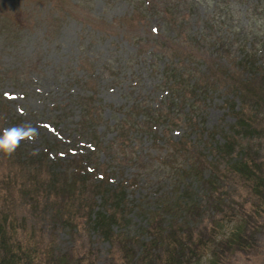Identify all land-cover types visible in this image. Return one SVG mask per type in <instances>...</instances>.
Here are the masks:
<instances>
[{
	"label": "trees",
	"instance_id": "obj_1",
	"mask_svg": "<svg viewBox=\"0 0 264 264\" xmlns=\"http://www.w3.org/2000/svg\"><path fill=\"white\" fill-rule=\"evenodd\" d=\"M156 1L160 0H154L146 7L143 0L141 5L134 6L132 16H135L138 10L145 9L146 12L154 11L153 15L160 17L164 11L161 4L156 6ZM167 2V9L173 10L176 15L175 22L177 18H181V21L179 28L174 30L172 27L173 36L170 40H175L177 45L173 47L169 44L166 49L169 53L165 51L157 55L158 60L162 59L160 64L158 60L154 64L151 62L154 69L159 65L157 73H160L161 81L156 85L159 92L156 100L162 101L163 104L160 107H152L150 104L133 107V126L127 127L131 121L128 117L122 118L124 124L112 128L118 130L115 141L126 138L129 133L151 136L154 140L146 155L151 154V149L159 151L155 158L164 168L163 173H167L166 176H158V183L162 184L158 190L163 189L164 185L167 190L154 200L155 209L148 212L142 204L134 205V208L137 207L138 212L147 218V237L140 240L142 252L138 259L126 264H147L151 261L154 264H222V256H227L230 261L237 252L258 246L254 236L264 224L258 223L254 212L264 211V134L259 133L263 136L260 148L250 147L242 141H234L235 136L227 135V130L219 133L226 140L225 143H221L219 138L214 141L216 130L211 132L206 128L204 120L207 110L199 98L202 95L211 96L218 91V86L224 91L231 85L225 93L233 92L242 99L240 110H235L234 100L228 99L231 102L229 107H232L231 111L237 118L235 126L243 131L240 132L243 136L254 137L257 130H250L252 122L264 119V7L260 18L257 19L250 12L252 6H247V11L250 12L248 24L256 21L257 27L253 35L250 32L245 34L240 47L236 49L240 52L238 65L241 69L231 70L232 72L226 70L223 78L220 75L223 70L220 62L211 61L207 70L197 76L192 67L188 68L184 60L182 61L187 58L190 62H197L193 53L183 49V44L194 46L198 45L196 40L201 41L194 37L191 38L192 42L188 41L192 35L190 25H187V17L193 14L197 0ZM218 4L216 9L221 8V2ZM257 4L264 6V0L253 2V5ZM186 7L187 13L183 14L182 11ZM84 23L87 24L88 21ZM218 24L220 27L214 32H217L215 37L218 35L221 40L214 37L211 44L223 49V54L217 55H233L234 51H230L225 43H231V38L226 36L229 30L223 34L224 26L221 27L223 24L220 22ZM211 37L212 34L206 39ZM150 39L158 40L153 37ZM159 41L164 49L165 43ZM234 59L238 58L234 56ZM256 70L260 72L257 79L256 76H248ZM74 81L78 80L74 77ZM238 84L239 89L234 88L233 85ZM91 96L75 98L80 112L77 114L78 120L74 122V130L80 141L92 145L93 148L88 153L73 155L67 160L60 157L49 160L48 152L52 149L59 153L65 150V153L61 154H70V148L76 146L62 147L46 139L44 141L50 144L47 143L45 152L39 155L28 154L23 142H19L12 152L0 151V167L9 170V174L4 175L8 179L0 181V264H40V257L50 259L49 264L95 263L87 262L75 254H56L54 245L57 235L46 244L44 237L38 235L44 228L40 230L37 224L30 225L25 217L17 218L15 212L23 205L36 222L43 220L44 225L48 222L50 231L65 226L80 229L81 223L78 224L77 220L83 218L87 231L95 230L111 241L110 255L113 257V263L119 264L121 261L117 250L123 243H120V239L125 235L123 228L128 227L130 223L125 203L128 199L126 189L135 184L131 181L125 184L126 180H123L122 185L119 183L114 186L112 179L116 175L111 172L116 170L113 166L107 164L109 170H103L104 164L96 163L95 149L98 146L103 147V144L99 139L96 140L94 133H97L96 127L102 112L96 109L95 98ZM168 100L170 103L165 111ZM52 117L54 119L55 116ZM9 124L28 126L26 122L15 121L14 116H11ZM29 125L35 129L33 134H40L41 125L32 122ZM234 129L236 130L235 127ZM174 130L182 132L178 140L171 135ZM158 138L163 141L162 144L157 143ZM111 148L110 146L109 150ZM244 190L252 198L249 201L252 211L249 212L246 211V204L237 201L238 196L248 197ZM205 220L209 227L205 226L204 231H209L197 233ZM190 226H194L196 230ZM68 231L71 234L74 232ZM18 232H23L25 241L17 237ZM127 240L128 238L125 241ZM219 249H224L226 254H221ZM205 250L212 251V256L207 258ZM131 254L132 252L128 251L126 258ZM135 255L134 252L132 257ZM157 259L160 260L156 261ZM120 264H123V260Z\"/></svg>",
	"mask_w": 264,
	"mask_h": 264
},
{
	"label": "rangeland",
	"instance_id": "obj_2",
	"mask_svg": "<svg viewBox=\"0 0 264 264\" xmlns=\"http://www.w3.org/2000/svg\"><path fill=\"white\" fill-rule=\"evenodd\" d=\"M142 1L0 0V128L6 129L12 126L7 125L11 116H14V120L18 123L26 122L29 125L32 122L41 125L39 126L40 134H33L29 130L20 140L25 143L28 154L32 155L45 152L47 143H50L44 139L53 144L58 143L62 147L76 146V148H70V154H61L65 153V150L59 153L52 149L48 152L49 160H55L57 157L67 160L73 155L88 153L93 148L92 145L86 141H80L74 130L76 127L74 122L78 120L77 114L78 111L80 112L75 98L94 96L96 109L102 112L96 127L97 133H94V136L103 144V147L98 146L95 149L96 163L104 164L103 170H109L107 164L113 166L116 170L111 172L116 175L112 179L114 186L119 183L122 185L123 180H126L125 184L129 181L135 184L126 189L129 200L126 198L125 203L130 223L128 227L123 228L125 235L120 239V243H123L117 250L123 264L138 259L142 252L140 240L147 237L145 230L147 218H144L143 213H139L134 205L140 203L148 212L155 209L154 200L167 190L166 185L158 190L159 185H162L158 183V176L161 174L166 176L167 173H163L164 168L155 158L159 151L151 149V154L146 155L154 140L151 136L129 133L126 135L128 139L124 137L115 141L118 130L112 128H116L118 124L119 126L124 124L122 118L128 117L131 121L128 122L127 127H132L135 121L134 114L131 115L133 107L137 108L146 104L152 107L162 106L163 102L156 100L159 94L156 85L161 81L160 73H157L159 65H156L157 68L154 69L151 62L154 64L158 60L157 55L165 51L169 53L166 50L169 44L173 47L177 45L175 40L170 39L173 36L172 27L176 30L181 21V18H177L175 22L176 15L173 10L167 9L168 3H166V10L169 15L163 12L160 17H157L153 15L154 11L146 12L144 9L138 10L137 14L132 16L134 6L141 5ZM144 1L145 6L148 7L154 0ZM162 1L164 0L156 1L158 3L156 6L161 4L164 9L165 2ZM254 1L198 0L193 14L187 17V25H190L192 35L188 41L192 42L193 37L201 41L196 40L198 45L194 44V46L183 44V49L193 53L197 62H190L187 58L182 59L188 68L192 67L195 75L203 74L213 60L221 63L222 77L226 70L232 72L241 69L238 65L241 59L240 52L236 49L240 47L245 34L250 32L253 35L257 27L256 21L251 20V24H248L247 18L251 12L253 17L259 19L264 7L259 4L253 5ZM219 2H221V8L216 9V4ZM248 5L252 6L250 12L247 11ZM186 9L187 7L182 11L183 14L187 13ZM222 13L226 14L222 15ZM85 21L88 23H84ZM219 22L223 24L221 27L224 26L223 34L229 30L226 36L231 38V43H225L230 51H234L233 55H217L223 54V49L211 44L217 34L214 32L215 29L220 27ZM253 27L254 30H252ZM211 34L212 37L207 40L206 37ZM151 37L158 40L153 41ZM215 38L221 40L218 35ZM159 40L165 43L164 49ZM138 50L139 54H137ZM163 56L165 59L166 54ZM234 56L238 59L235 60ZM161 61L162 59L158 60L159 64ZM258 74L260 72L256 70L248 76H256L255 79H257ZM74 77L78 80L75 84H73ZM233 86L239 89L240 84ZM218 88V91L211 96L203 97L202 95L199 98L200 103L207 110L204 120L206 128L211 132L216 130L214 141L219 138L221 143H225L226 140L219 133L227 130V135L235 136L234 141H242L250 147L260 148L263 144V136L260 134H264V119L252 122L250 130H257L254 137L243 136L240 133L243 131L235 126L237 118L231 111L232 107H229L231 102L228 100L233 99L236 105L232 104V106L235 105V110H240L242 99L233 92L225 93L231 85L224 91L220 86ZM166 93H168L167 90ZM169 103L168 100L165 111ZM109 125L110 128L107 129ZM53 127L56 129L53 130ZM172 135L173 138H179L181 132L174 130ZM157 143L162 144L163 141L158 138ZM110 146L111 150H109ZM2 164L4 165V162ZM0 168L2 171L0 181L8 179L4 175L9 174V170ZM243 192L246 195L249 194L245 190ZM251 199L250 196L237 197V201L246 204L248 212L252 211V205L249 202ZM28 211L23 205L17 208L15 214L18 219L27 218L30 225L37 224L40 230L44 228L38 235L44 237L46 244L57 235L54 245L56 254H75L87 262L94 261L93 264H114L113 257L110 255L111 241L95 230L87 231L83 218L80 217L77 220L78 224L81 223L80 229L65 226L50 231L48 222L45 225L43 220L36 222ZM254 217L258 223L264 224V211L254 212ZM209 224L212 227L211 223ZM205 226L209 227L207 220L201 224L197 233L208 232L209 230L204 231ZM190 228L195 227L190 226ZM68 230L74 232L71 234ZM17 237L25 241L23 232H18ZM127 238L128 240L125 241ZM254 239L257 240L258 246L237 252L230 261L225 255L222 258L219 257L221 263L264 264V226L259 227ZM219 250L221 254H226L224 249ZM128 251L132 254L126 258ZM134 252L136 255L132 257ZM205 252L207 258L212 256V251L205 250ZM158 260L160 259L156 261ZM38 261L40 264H49L50 259L40 257ZM147 264H154V262Z\"/></svg>",
	"mask_w": 264,
	"mask_h": 264
},
{
	"label": "clouds",
	"instance_id": "obj_3",
	"mask_svg": "<svg viewBox=\"0 0 264 264\" xmlns=\"http://www.w3.org/2000/svg\"><path fill=\"white\" fill-rule=\"evenodd\" d=\"M29 130L33 133L35 132V129L31 125L26 127L24 124L13 125L0 130V151H14L20 140L24 138L26 131Z\"/></svg>",
	"mask_w": 264,
	"mask_h": 264
}]
</instances>
